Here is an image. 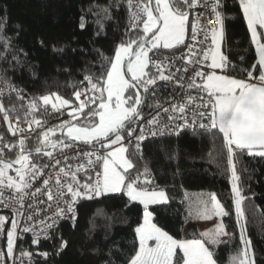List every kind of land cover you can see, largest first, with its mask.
Segmentation results:
<instances>
[{
  "label": "snow or ice",
  "instance_id": "snow-or-ice-1",
  "mask_svg": "<svg viewBox=\"0 0 264 264\" xmlns=\"http://www.w3.org/2000/svg\"><path fill=\"white\" fill-rule=\"evenodd\" d=\"M238 2L259 57L258 67L253 65L247 71V76L249 79H256L253 77V71L258 70L257 83L217 73V70L228 67L227 57L221 48L225 19L221 11L225 7L223 0H211L212 18L216 21L214 26H210L211 20L207 18L204 25L201 24L199 16L190 20V9L198 6L200 0H136L135 4L133 0H126L127 6L135 9L130 16L129 31L136 29L141 31L142 35L138 39L130 38L120 42L114 50V57L106 58L107 66L102 65L104 70L98 77H85L90 87L74 93L79 103L68 113L71 120L43 131L41 146L35 151L38 154L43 152V155L49 158V164L38 165L31 161V152L26 150V139L23 137L26 129L19 127V118L15 125L12 124L9 110L0 102V112L3 113V118L9 121L8 130L13 136L18 133L21 136L18 143L5 145L10 149L19 148L14 160L6 161L0 155V205L9 208L16 216H23L26 201L36 199L38 194L46 197L49 207L53 200L57 201L54 215L48 218L52 221L50 224L41 221L43 227L39 232L35 231V226L23 228L25 232H33L34 244H39L41 235L46 233L48 228L54 227L57 219L70 216L74 221V205L80 199L91 200L124 192L130 202H138L143 206V223L134 229L139 248L127 264H217L212 248L222 243L221 238L227 234L222 224L204 231L201 239L178 240L153 223L154 213L150 206L166 202L167 194L162 189L149 190L147 186L153 182L149 179L147 168L129 180L127 173L134 165L126 155L128 149L124 143V134L129 137L130 144L134 141V147L139 151L141 142L147 138L146 127L147 134L152 136L158 132L163 133L168 128V124H161V111H157L156 115L145 123L139 124L138 128L137 125L138 122L144 121L142 108L148 99L155 98L158 82H164L165 86L179 83L172 71L174 65L171 58L161 55V52L169 49L179 50L178 46L184 45L191 30L192 44L185 45L187 55L180 57L187 64L194 65L187 88L202 90L208 97L207 101L200 105L204 111L193 115L201 118L207 116L210 123H201L199 125L201 129L206 131L216 129L222 133L232 163V190L236 194L237 217L239 219L243 216L241 209L243 197L236 186L238 177L231 157L237 150H246L249 155L264 157V0ZM104 13L107 15L108 10L105 9ZM80 27H84L83 18ZM200 33H203L202 40L199 39ZM197 45L200 47L197 48ZM202 65L207 66V72L203 70ZM197 68L200 70H196ZM151 69H155V72ZM180 71L187 73L188 69L187 67L176 69V72ZM81 96L85 99L82 100ZM200 98L203 99V96ZM193 99L194 97L189 96L186 103ZM39 101L45 106L50 104L56 112H61L65 106L71 105L70 100L58 94L43 95L39 97ZM186 103L173 102L168 108H162L163 113L168 114L169 123L177 118L183 121L175 129L177 134L179 130L190 126L184 115ZM86 107L89 108L87 113L84 112ZM28 108L30 112L26 114V118L37 111V101H31ZM156 108L160 109L161 105L157 103ZM11 111H15V108ZM81 115L84 116V121H80ZM27 123L29 129L33 125L42 127V122L34 116L27 119ZM195 123L193 120V124ZM137 131L139 135H135ZM57 132L61 138L53 139ZM76 143L93 148V151L84 153L88 158L86 161L88 166L96 163L102 165V171L95 174L94 180L88 177L81 182L78 173L81 171L87 173L88 167L85 164H79L74 168L67 163L69 157L64 150L71 149ZM57 150L60 158L54 156ZM100 150H103V155L96 154ZM2 153L3 148H0V154ZM62 160L64 166H60ZM49 167L58 168L54 178L51 173L45 178L44 169ZM13 169L15 175H10L9 170ZM141 176L143 184L140 182ZM40 180L43 188L35 187L33 191L34 184ZM50 184L54 186L55 191ZM5 189L13 193L7 199L4 197ZM60 204L64 207H60ZM27 207L35 211L33 204L28 203ZM196 215L201 219H212L227 213L213 194L207 203H203L197 209ZM27 220L31 221L32 216L29 215ZM6 222L8 218L0 215V231L4 230ZM18 227V221L12 219L11 230L6 233L7 245L4 256L14 255V240ZM44 238L47 239V235H44ZM244 245L242 252L232 257V264H255V254L250 251L251 241L245 239ZM66 247L67 241L61 240L57 254ZM21 255L31 257L32 254L21 252ZM40 255L47 257L48 253ZM4 264H7L6 260Z\"/></svg>",
  "mask_w": 264,
  "mask_h": 264
},
{
  "label": "trees",
  "instance_id": "trees-1",
  "mask_svg": "<svg viewBox=\"0 0 264 264\" xmlns=\"http://www.w3.org/2000/svg\"><path fill=\"white\" fill-rule=\"evenodd\" d=\"M223 3L222 49L228 61L224 71L246 78L253 65L258 67L255 44L238 0ZM128 26L126 0H0V76L19 85L32 101L36 100L38 109L34 114L42 116L53 109L43 105L39 97L58 94L77 102L74 93L86 81L85 77H98L104 70L102 65L107 66L106 58L114 57L120 42L142 35L136 29L129 31ZM258 76L259 71H253L256 79L250 80L256 82ZM0 101L9 110V116H23L30 111L29 104L21 98ZM13 108L15 111H11ZM88 111L89 108L84 110ZM58 138L59 132L53 139ZM41 142L39 133L25 144L33 162L48 158L35 151ZM0 148L6 161L13 160L19 152L6 149L1 142ZM127 149L134 165L128 170L129 180L147 168L153 182L147 187L167 191V202L150 206L157 226L181 239L185 229V191L214 192L227 213L222 219L231 233L229 239H222L212 248L217 264H232V257L243 250L242 235L251 241L255 264H264V157L249 155L246 150H237L231 157L243 197L242 233L232 190V163L218 130L183 131L147 140L139 151L135 147ZM140 182L143 184L142 176ZM77 208L75 223L60 224L39 244L21 240L23 252L32 254L34 264H127L139 248L134 229L143 222V206L130 202L121 192L80 199ZM201 234L197 225H191L186 236L201 239ZM61 240L67 241V247L57 254Z\"/></svg>",
  "mask_w": 264,
  "mask_h": 264
},
{
  "label": "built area",
  "instance_id": "built-area-1",
  "mask_svg": "<svg viewBox=\"0 0 264 264\" xmlns=\"http://www.w3.org/2000/svg\"><path fill=\"white\" fill-rule=\"evenodd\" d=\"M135 3H136V0H133V4H135ZM134 11H135L134 8L128 7L129 21H130L131 13ZM190 13H191L190 20L195 19L197 16H199L200 22L202 25L206 24L205 18H207L208 20H211L210 26H214L216 24L215 19L212 18L213 13L211 10V0H200L199 5L193 9H191ZM199 39H201V40L203 39V33H200ZM209 43H210V41H209ZM191 44H192V41H191V32H190L185 45H191ZM185 45L179 51H176V52H171V51H167V50H162V52H161V55L168 56L171 58V63L174 65V67L172 68V71H173V74L176 77V79L179 80V83H170L167 86H165L164 82H158V84L156 86L157 92H156L155 98H150L145 102V105L142 108V115L144 116V121L138 122L137 128H138L139 124H143V123H145V121H147L148 119H151L153 116H155L157 111H161V115H160L161 124H168V128H166L163 131V133L158 132L157 135L152 136V135L147 134V127H146V133L145 134H146L147 138L141 142L140 147L145 143V141L150 140V139H154L157 137H162V136H167V135H178L179 133H181L183 131H191V130H198V129L204 130V129H201L199 127V125L201 123H203V124H209L210 123L209 120L207 119V116L201 118L198 115H196V116L193 115L194 113H199L200 111H204V109L202 107H200V105H202L204 102H206L208 97L206 95H204L202 90L188 89L187 88V84L192 77L194 65L187 64L185 61L180 59V57L182 55H187V48L185 47ZM199 47H200V45H197V48H199ZM150 55H151V53H150ZM184 67H187V69H188L187 73H185L183 71L176 72L177 68L183 69ZM202 67H203V70L205 72L208 71V68L206 65H202ZM196 70H200V69L197 68ZM151 71L155 72V69H151ZM217 73L218 74H227L224 71V69L223 70H217ZM166 74H167V72H166ZM244 79L251 81L249 79V77H246ZM180 85H184V87H181ZM88 87H90V86L88 85L87 81H85L83 84H81L79 86L77 91H82ZM189 96L194 97V99L190 103H186ZM202 96H203V99L200 98ZM12 98H21L24 102H26L28 104L32 101V98L30 96L23 94V90L19 85L11 83V82L3 79L0 76V99L10 100ZM81 99L83 100V99H85V97L81 96ZM173 102H175L177 104L186 103V112L184 115L188 119V122L190 125L189 127H185L182 130H179L178 134H177V131L175 129L178 125L182 124L183 121L181 119L177 118L174 121H172L171 123H169L168 122V114H165L162 111V108H168L170 106V104ZM78 103H79V101L76 102L75 106H77ZM157 103H159L161 105L160 109L156 108ZM149 105H151V107H149ZM87 108L88 107H86L85 109H87ZM70 111L71 110L69 108H63L61 110V112H56L54 110H46L42 116H36L34 113H32V116H34L35 119H38L42 122V127H36L35 125H33L31 129L28 128L27 119H31L32 116H29L26 118V114L29 113L30 111L27 110L23 116L13 115V116H9V118H10L13 125L16 124L17 118H19V127L26 129V131L23 133V137L26 139V142H27L29 139L35 138L39 133H43V131H46L49 127H54V126H56V125H58L64 121L71 120L72 118L68 115V113ZM178 116H179V114H177V117ZM193 120L196 121L195 124H193ZM80 121H84V117L81 118ZM0 132L3 133V136L0 138V142L3 144L4 147H5V145H11V144L18 143V140L21 138L19 133L16 136L11 135L10 131L8 130V127L6 126L5 123L1 124ZM124 135H125L124 143L127 146V148L134 147V141H133V143L130 144L129 143V137L127 136L126 133ZM135 135H139V131H137L135 133ZM5 148L10 150V151H14V152L19 151V148H11V149L8 147H5ZM90 151H93V148L91 146L80 144V143L74 144L71 149H65L64 150V153L69 157V159L67 161L68 164L72 165L74 168L79 164H85V166L88 167L87 173H85L83 171L78 173V176L80 177L81 182L86 180L88 177H92V179L94 180L95 174L97 172L102 171V165L99 163H96V164L91 165V166H88L86 164V161L88 158L86 156H84V153L90 152ZM96 154L103 155V150L98 151ZM54 156H56L57 158H60V153L58 150L56 152H54ZM92 158L94 160L95 155ZM33 163H36L38 165H45V164H49L50 161H49V158H47L45 161L33 162ZM60 166H64L63 160H62V163ZM56 171H58V168L57 169H52L50 167L45 168L44 169L45 178H47V175L49 173H51L53 175V178H54ZM9 174L15 175L14 169L9 170ZM35 187L43 188L42 180H40L39 182L34 184L33 189H32L33 191L35 190ZM50 187H53V191H55V188L53 185L50 184ZM12 195H13V193L11 190H8V189L4 190V197L6 199ZM93 199H95V198H93ZM42 201H43V203H41ZM28 203L33 204L35 211H33L32 209H29L27 207ZM48 203L49 202H47L46 197L43 194H38L36 199L31 200V201H26L23 216H16L15 213L13 211H11L9 208H6V207L0 205V210L11 211L12 219H16L18 221V225H19L17 233H16V238L14 240V255L10 256V264H34L31 257L24 258L21 255V252H23V249L20 245L21 240L29 239L33 242V240L35 239L32 231L25 232V231H23V228L25 226H28V227L35 226V231L39 232L41 230V228L43 227V225H41V223H40L41 221H46L47 223L50 224L52 221L48 218L52 217L54 215V212H55L56 207H57V201L53 200L51 202V207L48 206ZM59 206L64 207L63 204H60ZM77 206H78V202L74 205V207H75V220L74 221L70 216H68L66 218L57 219L55 226L52 228H48L46 233L41 235L40 240L45 239L44 235H47V237H50L52 231L64 222H68V223H72V224L75 223L76 217H77V211H78ZM13 207H15V205H13ZM29 215L32 216L31 221L27 220V217ZM3 237H4V230L0 231V264H4V261L6 260L5 256L3 255V253H5ZM244 247H245L244 240L242 239V248L244 249Z\"/></svg>",
  "mask_w": 264,
  "mask_h": 264
},
{
  "label": "rangeland",
  "instance_id": "rangeland-1",
  "mask_svg": "<svg viewBox=\"0 0 264 264\" xmlns=\"http://www.w3.org/2000/svg\"><path fill=\"white\" fill-rule=\"evenodd\" d=\"M227 75V74H226ZM53 102H57V101H55V100H53ZM50 105V104H49ZM76 105V102H72L71 101V105L70 106H65L64 108H69L70 110H72V107H74ZM74 123H75V121H73ZM1 123H2V121H1V116H0V125H1ZM3 136V133H1L0 132V138ZM126 155H127V153H126ZM129 158V157H128ZM236 186H237V188H238V185H237V181H236ZM153 189V188H152ZM152 189H150L149 188V190H152ZM157 190H161V189H157ZM162 190H164L165 192H166V194H167V191L165 190V189H162ZM239 190V189H238ZM208 193H210V192H207L206 194H208ZM212 194H214L215 195V197H216V199L217 200H219L218 199V197H217V195L214 193V192H211ZM193 194H195L196 196H197V194L198 193H196V191H187V194H186V196H187V200H188V202H189V204H190V202H191V197L193 196ZM200 194H203V193H200ZM241 195V194H240ZM236 197V196H235ZM198 198V197H197ZM209 199L210 198H205V199H203L202 201H200V202H198V204H197V202L193 205L194 207H193V209H192V214H191V216H192V220H191V216L189 217V224H188V227H189V225L191 226V225H197L198 227H199V230H200V232L201 233H203L204 231H206V230H211V229H213L217 224H222L223 225V227L225 228V225H224V222H223V219H222V217H213L212 219H201V218H198L197 217V215H196V212H197V209L203 204V203H207L208 201H209ZM167 200H168V194H167ZM242 201V200H241ZM167 202V201H166ZM219 202H220V200H219ZM163 203V202H162ZM221 203V202H220ZM210 206V205H209ZM224 208V207H223ZM0 215H3V216H5V217H7V215H4V214H0ZM153 223H154V220H153ZM159 227V226H158ZM11 230V229H10ZM164 230V229H163ZM226 230V229H225ZM165 231V230H164ZM170 235V234H169ZM224 237V236H223ZM221 238V239H225V238ZM174 238V237H173ZM176 239V238H175Z\"/></svg>",
  "mask_w": 264,
  "mask_h": 264
},
{
  "label": "crops",
  "instance_id": "crops-1",
  "mask_svg": "<svg viewBox=\"0 0 264 264\" xmlns=\"http://www.w3.org/2000/svg\"><path fill=\"white\" fill-rule=\"evenodd\" d=\"M259 31V30H258ZM186 38H187V36H186ZM223 39H224V34H223V38H222V44H221V48H222V45H223ZM186 40V39H185ZM222 51H223V49H222ZM258 59H259V57H258ZM223 75H226V74H223ZM228 76H231V77H234V78H236V79H243V80H246V79H244V78H239V77H236V76H233V75H229V74H227ZM248 82H250V83H257L258 81H256V82H254V81H248ZM2 102V101H1ZM3 105H4V103H3ZM50 106V108H51V105H49ZM4 108L6 109V107H5V105H4ZM0 116H1V121H2V123L1 124H3V123H5L4 122V118H3V113L2 112H0ZM196 193H198L197 194V196L195 195V194H193V196L190 198L191 199V202H190V204H189V202H188V200H187V196H186V194H187V191H185V205H186V217H185V229H184V233H183V236L181 237V239H178V240H192V239H188L187 238V232H188V224H189V217L191 216V214H192V209H193V205L197 202V204H198V202H200V201H202L203 199H205V198H210L213 194L210 192V193H208V194H206L207 192H204V191H196ZM200 193H203V194H200ZM234 195L236 196V194L234 193ZM198 197V198H197ZM235 201H236V197H235ZM199 205V204H198ZM235 209H236V206H235ZM236 214H237V211H236ZM222 218H223V216H222ZM191 220H192V216H191ZM237 220H238V225H239V228H242V217H240L239 219H238V217H237ZM143 223V222H142ZM141 223V224H142ZM225 225V224H224ZM190 226V225H189ZM225 229H226V227H225ZM226 235L223 237V238H225V239H229L230 237H231V233L226 229ZM175 239V238H174ZM243 240H245V239H247V238H245V236H243V238H242ZM247 240H249V239H247ZM250 251L251 252H253V249H252V245H250Z\"/></svg>",
  "mask_w": 264,
  "mask_h": 264
},
{
  "label": "water",
  "instance_id": "water-1",
  "mask_svg": "<svg viewBox=\"0 0 264 264\" xmlns=\"http://www.w3.org/2000/svg\"><path fill=\"white\" fill-rule=\"evenodd\" d=\"M1 102V101H0ZM3 103V102H2ZM4 122L6 124V126L8 127L9 121L4 119ZM10 134L12 135V133L10 132ZM18 155V154H17ZM17 157V156H16ZM15 157V158H16ZM14 158V159H15ZM13 159V160H14ZM0 214H4L7 215L8 218V222H6L5 226H4V237H3V243H4V251L6 252V245H7V231L10 230V221L12 220V213L9 210H0ZM6 262L7 264H10V256H5Z\"/></svg>",
  "mask_w": 264,
  "mask_h": 264
}]
</instances>
